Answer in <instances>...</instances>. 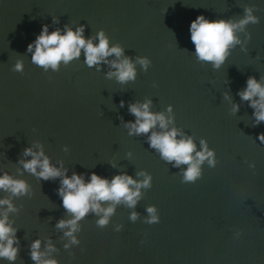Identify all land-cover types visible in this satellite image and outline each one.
I'll return each instance as SVG.
<instances>
[{"label":"water","instance_id":"1","mask_svg":"<svg viewBox=\"0 0 264 264\" xmlns=\"http://www.w3.org/2000/svg\"><path fill=\"white\" fill-rule=\"evenodd\" d=\"M246 5L260 17L246 28L248 51L236 46L220 69L198 62L190 22L201 14L238 19ZM52 17L59 25H52ZM66 23L86 25L85 35L103 28L127 55L149 57V69L138 65L136 80L120 85L85 66L83 55L57 72L31 63L26 48L41 26L48 24L51 31ZM239 35L243 40L245 33ZM19 55L22 73L12 70ZM248 76H264V0H0V170L16 175L23 148L40 142L69 174L111 177L123 171L136 179V172L146 169L153 177L152 187L141 189L135 209L140 219L131 222L132 209L121 204L109 225L99 228L89 213L80 222V244L65 250L62 231L54 228L59 218H68L56 192L58 179L39 181L25 172L32 195L13 200L20 208L11 215L21 244L15 264H34L28 245L37 237L52 238L59 264H264V144L257 139L264 122L253 127L248 103L232 114L222 96L230 87L239 103L236 92ZM148 98L153 111L171 104L176 127L198 147L204 137L215 149L216 166L205 161L195 183L181 182L187 165L165 163L145 136H129L123 127L122 119L134 120L127 103ZM152 204L160 222L149 225L143 217ZM115 224L122 230L114 231Z\"/></svg>","mask_w":264,"mask_h":264},{"label":"clouds","instance_id":"2","mask_svg":"<svg viewBox=\"0 0 264 264\" xmlns=\"http://www.w3.org/2000/svg\"><path fill=\"white\" fill-rule=\"evenodd\" d=\"M260 17L254 15L251 6H244L243 15L238 19H209L203 14L198 15L189 24L190 41L194 45L193 54L201 63H210L213 69H220L225 64L231 51L240 46L247 52V44L251 40V32L246 31L249 24H258ZM52 25H59L58 17H52ZM43 24L35 39L27 45L26 53L31 54L30 61L41 67L45 72L51 70L57 72L61 66H67L74 60H79L83 55V64L96 71H104L106 79L115 80L120 85L134 82L137 78V66L142 71H147L151 60L147 56H129L125 48L119 43H112L110 37L103 28L94 35H85L86 25L66 23L63 27H54ZM240 33H245L243 40ZM19 55L12 70L23 72L24 60ZM228 81L226 82V84ZM236 95L240 98L237 103L233 100L231 90L225 91L223 100L231 105V113H238L241 103L247 102L253 109L252 126L256 127L264 122V76L257 79L248 76L245 87L239 89ZM119 106L123 108L125 101L121 100ZM127 110L134 120L124 121L123 127L129 136H145V142L150 149L158 153L161 160L172 167L180 169L181 165H187L181 169L182 183H195L202 178V165L205 161L209 167H215L217 163L216 151L210 148L206 138L201 137L199 147L192 135L186 134L181 128L176 127L175 114L171 104L163 111L152 110L150 98L143 101H130ZM257 139L264 144V133H259ZM65 145L63 151L67 152ZM128 157L131 153H126ZM116 167L113 162H109ZM20 167L17 174L13 175L7 170H0V260H6L9 264L17 261L21 244L17 236L19 228L15 226V220L11 215L18 213L20 208L13 200L32 195V185L23 177L24 173L34 176L39 181H55L59 186L56 189L61 206L68 218H59L54 228L62 231L66 242L65 250L80 244L78 233L82 231L81 221L89 213L97 217L95 224L99 228L109 225L118 205L123 204L132 211L129 212V220L135 222L140 219V213L136 206L143 198L141 189L152 187V174L146 169L136 172V179L127 172H117L111 177H105L96 172L77 173L65 167L62 160L52 161L45 152L40 142H34L23 148L16 161ZM249 168L254 169L255 164L250 163ZM142 177V179H138ZM101 202H106L102 205ZM147 213L143 217L146 224L160 222L159 210L156 205H148ZM122 224H115L114 231L119 232ZM240 231L235 233L238 238ZM143 243V241H141ZM43 244V248H42ZM28 255L34 264H59L52 256L58 251L51 237L41 240L39 237L31 240L28 245Z\"/></svg>","mask_w":264,"mask_h":264}]
</instances>
